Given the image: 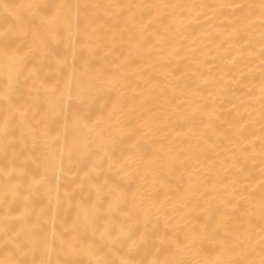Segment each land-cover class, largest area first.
<instances>
[{
	"label": "bare ground",
	"instance_id": "1",
	"mask_svg": "<svg viewBox=\"0 0 264 264\" xmlns=\"http://www.w3.org/2000/svg\"><path fill=\"white\" fill-rule=\"evenodd\" d=\"M60 2L74 6L144 0ZM148 2L208 7L162 6L151 15L137 13L135 21L120 9H97L100 19L89 36L77 30L73 7L69 27L58 26L63 36L50 37L30 56L29 68L40 69L38 79L34 82L26 71L13 100L17 105L33 101L27 105L30 110L21 117L14 109L7 137L0 117V260L56 264L67 258L60 252V241L71 239L74 224L91 217L99 226L115 217L132 226L135 259L145 264H206L229 257L259 261L264 224L261 17L258 8L249 18L247 9L218 6L259 5L260 0ZM160 17L165 23L155 21ZM141 23L151 27L141 33ZM15 72V61L0 49V89ZM100 80L102 88L89 84ZM118 104L124 109L121 120L149 133L142 151L152 157V166L134 167L125 174L119 164L112 167L114 161L96 155L70 163L74 136L94 135L97 123L106 128ZM49 105L56 109L55 116L49 115ZM80 110L94 131L78 132L74 118ZM126 132L113 129L116 157L134 143ZM139 139L144 140L143 135ZM106 180L109 186L113 181L123 186L118 204L102 188ZM9 183H19V196L10 195L5 203L2 192ZM37 221L46 226L47 247L42 244L31 252L26 233ZM209 233L216 234L217 241L206 239ZM225 236L244 241V249L222 255L218 241ZM86 238L99 241V233L89 228ZM112 258L123 257L117 252Z\"/></svg>",
	"mask_w": 264,
	"mask_h": 264
},
{
	"label": "snow or ice",
	"instance_id": "2",
	"mask_svg": "<svg viewBox=\"0 0 264 264\" xmlns=\"http://www.w3.org/2000/svg\"><path fill=\"white\" fill-rule=\"evenodd\" d=\"M171 8H195V7H208L207 5H160L157 3L148 2L144 0L142 3H113V4H98V3H85L72 5L70 3L60 2V0H22L20 3L9 4L0 2V49H3L6 54L10 55L15 61L16 72L14 77H10L5 83L3 89H0V117L3 118V132L5 137L9 134V128L14 123L15 117L13 111L18 113L21 117L26 116V112L30 110L27 105L33 101H28L25 105H17L13 103L14 97L19 93L18 83L20 77L27 71L30 78L34 82L38 79L40 69L29 68V58L38 49H43L50 37L60 38L63 36V30L58 28L63 24L65 28L69 27L70 16L69 12L73 7L77 10L78 28L82 30L85 36H89L94 32V25L99 22L100 17L95 13L97 9L111 10L120 9L121 15H130V20L137 19V13L144 15L147 13L151 15L153 11L161 7ZM223 9L225 7H235L237 10L243 12L244 9L248 10L247 16L255 15V10L258 8L261 17V122L262 133H264V0H260L259 5L255 4H235L218 6ZM157 23H165L163 17L154 18ZM151 24L148 26L139 25L141 33L146 32ZM59 66L62 62L56 61ZM93 88H102L103 80L89 81ZM59 91V89H53ZM40 91L35 90V97H39ZM34 97V99H35ZM124 109L122 104L114 106L111 114L108 116L110 123L108 126L101 127L99 123L95 125L96 129L94 135H76L74 136L71 145L69 146V162L74 160L78 161L86 155H96L107 161H114L110 166L115 167L120 165L119 172L125 174L129 169L148 168L154 163L152 157L142 151L146 139L149 135L148 132H143L140 129L131 127L125 121L120 119ZM56 109L49 105V115L55 116ZM74 123L78 132L82 133L85 130L92 132L94 129L89 127V117L80 110L75 118ZM127 129L126 135L128 140L134 141L128 146L127 150H121L119 157L115 156V146L117 145V136L114 135L113 129ZM143 135L144 140L139 139ZM261 147L264 150V136L261 137ZM264 163V159H262ZM264 171V170H262ZM23 176V173L20 174ZM107 189L109 194L114 198V203L119 202L123 195V186L119 181H113L109 186L108 181L102 186ZM264 189V183L261 184ZM19 196V183L12 185L9 183L5 186L2 192V197L5 203L8 201L9 196ZM261 207L262 214L261 220L264 221V191L261 192ZM111 208V205H110ZM28 201H25V215H27ZM43 225L40 221L31 225L30 230L26 233V246L29 251L36 252L43 244L46 245V234ZM83 228V232L81 231ZM92 228L95 233H99V241L89 242L86 238L88 229ZM73 235L71 239L60 241V252L66 259L56 261V264H145V261H138L135 259L136 241L134 239V232L132 226L120 221L118 218H108L105 223L97 226L89 217L83 223H76L73 227ZM210 241H217V236L214 233H209L206 237ZM254 239V237H252ZM131 241V243H129ZM119 242L121 248L115 249V244ZM251 241L249 240V243ZM111 243V247L109 244ZM195 244V241L193 242ZM219 249L222 255L237 253L243 250L245 245L244 241L237 242L234 237L225 236L218 241ZM259 261L239 260L232 259H216L214 261L206 262V264H264V224L261 226L260 240H259ZM19 247V245H17ZM127 251H124V249ZM107 249V251H105ZM115 249V250H114ZM23 249H21L22 251ZM119 252L121 259L112 258ZM255 253L252 249L251 254ZM27 255V253H25ZM82 257H87L84 259ZM0 264H53L50 260H21V259H5L0 260ZM152 264H184L180 260H167V261H152Z\"/></svg>",
	"mask_w": 264,
	"mask_h": 264
}]
</instances>
